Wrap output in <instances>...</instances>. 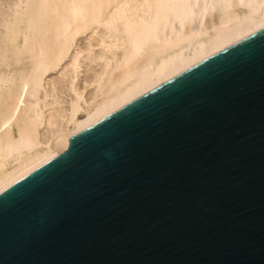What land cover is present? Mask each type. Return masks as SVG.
Segmentation results:
<instances>
[{"label":"water","instance_id":"95a60500","mask_svg":"<svg viewBox=\"0 0 264 264\" xmlns=\"http://www.w3.org/2000/svg\"><path fill=\"white\" fill-rule=\"evenodd\" d=\"M0 264H264V30L0 193Z\"/></svg>","mask_w":264,"mask_h":264},{"label":"bare ground","instance_id":"6f19581e","mask_svg":"<svg viewBox=\"0 0 264 264\" xmlns=\"http://www.w3.org/2000/svg\"><path fill=\"white\" fill-rule=\"evenodd\" d=\"M263 30L264 0H0V193Z\"/></svg>","mask_w":264,"mask_h":264},{"label":"rangeland","instance_id":"374dc122","mask_svg":"<svg viewBox=\"0 0 264 264\" xmlns=\"http://www.w3.org/2000/svg\"><path fill=\"white\" fill-rule=\"evenodd\" d=\"M87 43V41L86 40H84V41H82V42H80V47H83V46H85V44ZM54 79V80H53ZM56 80V81H55ZM51 81H53V82H58V75H53V76H51Z\"/></svg>","mask_w":264,"mask_h":264}]
</instances>
